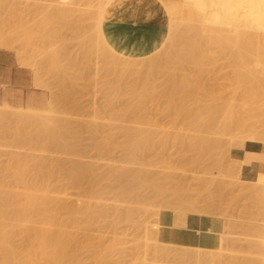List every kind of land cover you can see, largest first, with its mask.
<instances>
[{
  "label": "rangeland",
  "instance_id": "obj_1",
  "mask_svg": "<svg viewBox=\"0 0 264 264\" xmlns=\"http://www.w3.org/2000/svg\"><path fill=\"white\" fill-rule=\"evenodd\" d=\"M221 1H224L220 4L221 7H223V8L220 7L223 12L227 8L230 9L229 5H231V7L235 9L238 8V11L242 12L240 13L241 16L239 15L238 16L239 18H238L237 15L239 12L237 10L227 9V11L224 12V13L227 12L228 13V14L226 13L227 15H229V12H233V11L234 12L236 11V12L231 13L234 18V19L232 18L233 20L227 19V18H224L223 20L221 19V23H222L221 25L224 28L230 29L232 27V30L231 29L230 30L232 32L235 31V33H236V30L238 29L239 34H240V31H243V32L246 31L247 33L249 32L252 35H256L257 39L259 38L258 41L261 40L260 39L261 37L263 40L264 23L262 20L264 18V15L263 17H261L262 16L261 14H264V9H263L264 0H246L245 4H244V0H241V2L239 0L238 1L230 0L232 3L229 0H221ZM226 1L227 2L229 1V2L227 3ZM164 2H165L164 4H166L167 6L174 7L173 13L170 16L174 21L178 23L173 21L174 22L173 29H170L169 31L175 34V40H173L174 41L173 42L171 41L172 39H169L171 44L167 41L165 45L167 43L169 44H167L166 47L164 45L163 48H161L162 50L160 49L159 52L157 51V53L155 52L151 56L150 55L147 56L149 57V60L147 57H144L143 60L142 58L141 60L139 59L141 63L140 62L138 63V60H133L134 62L137 61L136 62L137 68L135 70L138 71V69H140L138 72H141V70L143 71L142 73L145 72L143 74L145 79L144 77L142 76L141 77L144 80L148 79V82H147V81H142L141 79L138 80L137 74L135 75L136 71L132 72L130 69L129 71L131 72L127 71L125 68L126 66L124 67L123 65L126 62L122 63L121 58H119L120 61L119 60L118 61L122 63L123 67L119 64L117 65L120 67L117 66L116 68L115 66H113L114 60L113 61L112 59L109 60V57L107 58L108 60L105 59L106 61H104V58L102 57L103 55L102 52H105V51L99 50L103 48L104 46L101 44V46L98 45L100 48H97L98 46H96L97 45L96 40H98V38L95 35L96 27L94 28V25L96 24L97 18H98L97 10H100L98 9L100 6L98 0H0V19H1L0 22L2 21L1 23L3 24V22L6 21L4 24L8 23L10 26V27L8 26L9 28L16 29L15 31L17 32V35H18V36L16 35V32L14 30L8 29V27H6L8 24H6L3 27L4 29L5 27L6 29H8V30L5 29V32H4V29L2 28V24H0L1 30L3 29L2 35H5V36L7 35L6 37L4 36L3 37L5 39L8 38L12 42H14L13 40L16 39V37L18 38V40H19V37L20 38L23 37L22 38L23 40L20 39L22 40V42L19 40L20 42L17 43L16 42L17 39L15 40L14 43H17V44H15L13 48H8V49L0 48V53H7L10 55H13L17 66L19 67V69L23 71L25 81H26L24 84L25 86L24 91L10 92L9 91L10 88L8 86L3 85L0 87V110H2V113H4V116H5L3 118H0V120L2 119V121L6 122V123L2 121L0 122V191L2 190L4 191L8 189L10 191L17 190L19 192H22L23 190H25L23 189L24 186H22V184H20L17 180H15L16 175H17L16 173H19L20 168H21L20 169L21 171H24L23 168H25L26 173L29 172L28 175H30V177L33 178L32 180H36V179L38 180L41 177H43V175L49 176V174L55 170V172H53L51 176H49L50 179L49 178H48L49 180L47 179V183H46L47 185L45 186V189L49 191L50 194L49 193L48 194L51 197L53 196L54 199L56 198L57 200L58 199L61 200V202L64 204H68L71 206L73 205L74 208L76 207L75 209H80V207L82 208L85 205H87L91 207V211L93 212L92 221L87 220L86 216H84L83 213H81L82 215L76 214V215H71V216L68 215L67 213H63L62 218L66 221L65 226L60 227V226L55 225V226L50 227L54 231L60 230V231L70 234L71 239L69 237V240L71 243H73V241L80 243L79 247L82 249H80L79 252L75 248L74 250H77V252L72 250L71 247L73 248V246L71 247L69 246V250L71 251V253L75 252V254L73 253L71 254L70 251L67 250L69 252V253L67 252L69 255L77 256L79 260L77 261V264H79L78 262L80 261L82 262V264H98L99 262H100L99 264H103V263L104 264H193V263L183 262V259L180 256L181 249L185 247L166 245L158 241V238H157V231L159 229L158 216L163 211H170L172 213H175L179 217H183V218L188 215L199 213L197 215L212 216V217L225 220L226 227H225L224 235L220 237L219 247L215 250H206V251H213L221 255L222 258L220 256L219 258L220 261L217 260V262L218 261L220 262V263L218 262L219 264H221L222 263L221 261H224V260L227 263L228 262L232 263L233 261L232 259H237L238 261L246 260V263L248 264L251 261L248 262L247 258H250L252 260L251 264H253V261H256V260L260 261L262 260V258H264V255H263L264 254L263 253L264 244L262 243L264 236H261V235H264V232L262 231V229L264 230V223H262L264 222V217H263L264 216V199L262 198V196H264V193H263L264 185L262 187V184H264V179L259 181L260 183L262 182L261 184L259 182L256 184H249V183L241 182L239 179V174H238L240 170L239 164H237L238 160L235 157H232L230 155L229 145L231 141L234 139L246 140V141H249V143L264 142V139L261 136L257 135L256 130L252 127H247L248 129L245 128L246 131L245 132L242 131L244 132V134L240 130L235 129L234 131L232 130L231 132H228L227 134L224 133V136H222L223 134L218 135L219 132L217 134V131L216 132L214 131V130H217V128H214V127L212 128L209 127L207 134L200 133L197 130H193V131L188 130V129L186 130L184 126H181L182 123L179 119L176 120L173 118L174 119L173 120L172 117L169 118L168 115H166L167 111H169L168 107H170L173 104V102L170 101L167 97L166 98L162 97L163 96L162 93L164 92L163 88L166 82V80L164 79H167V78L169 79L170 75L174 76L173 74L176 73L175 72L176 69L181 64L180 62H182L179 60H182L184 54L187 52L185 51L186 49L183 51L184 49L183 46L188 45L187 46V50H188L190 49L191 44L195 42V40H197V43H198V39H199L198 35L201 32H204L203 31L204 29L202 31L199 29L200 27L199 22H201V20L199 21L198 17L195 18V16L189 14L187 10L184 8V5H183L184 0H165ZM222 11L221 13H223ZM243 13H244V16H247V17H244L242 15ZM226 14L224 15V17L226 16ZM234 14H237V15L234 16ZM242 16H243V19L244 18L246 19L242 20ZM259 17H261L260 19L262 23L259 20ZM235 18L240 19V23L238 22L239 20L236 21ZM193 19L195 20V22ZM196 20H198L199 22L197 21L198 22L197 23ZM241 20L243 22L246 20L247 22L246 25L248 26V28L247 26L244 25L245 23L244 24L243 22L241 23ZM225 21H227L228 23ZM231 21L233 23L232 26H231ZM257 21L260 24H262L263 27ZM182 22L183 23L186 22V25H187L186 26L184 24L182 29L184 28L187 29L188 26L190 27V24H193L194 25L193 28H195V25H197L199 27L198 28L196 27V29L200 30V31H196L197 33L198 32L200 33L196 34L198 38L195 36L196 39L194 40V42L191 41L193 43L187 42V39H185L190 36L189 32H188L189 36L187 35L186 37L184 35L185 38L182 37L183 39L181 40L186 43L185 44L183 43L182 44L183 46L180 45L182 43L181 40H180L181 42L180 44L175 42L177 40V37H179L177 40V42H179V39L181 38L180 36H182L180 35V31H181L180 27H177L180 30L178 33V35L180 36L176 34L175 31L178 30L176 28V25L179 24L180 26ZM200 24L202 28L203 23L201 22ZM236 25L238 27L239 26L240 27L242 26V27L241 28L237 27V29L233 30L236 27ZM259 25L262 27V30ZM174 26L176 29L173 32ZM257 26L259 28H257ZM19 27H20V30H19ZM206 27L207 26H205L204 28ZM242 28H245V29H242ZM256 29L257 31H254ZM193 30L195 31V29ZM20 31H22L23 33L22 32L21 34L18 33ZM8 32L10 35L5 34ZM29 32L30 34H28ZM23 34L25 35L23 36ZM173 34H171V36ZM183 34H185L184 31H183ZM193 34H191V36ZM239 34L237 33L236 35L238 36ZM11 36L13 37L15 36L14 39ZM193 38L194 37H192L191 39L189 38V40H193ZM90 39H93L96 44L95 45L96 47L94 46V48H96L95 51L94 49H92L93 51L91 50L93 46L90 45L89 47H87L86 45L87 42L85 41L88 40L89 42ZM236 40L237 41H235V43L240 42L237 44L242 45L241 41H238V39ZM23 42L25 43V45H27V49L29 48L27 53H26L27 51L26 48L25 50L22 49L24 45L21 44L22 45L21 47V45L19 44ZM172 42L174 45L176 43V45L174 46ZM260 42L264 43V41H260ZM84 43L86 47L85 45L83 46ZM89 44H91V41ZM241 45L240 46L235 45V47H237L236 50H238V51L236 50L235 51L236 53L237 52L241 53V52H245L244 49L245 50L247 49L245 53L248 55L243 53V55L245 54V57L242 55V53L241 54L239 53L240 55L243 56V59L245 61L244 60L242 61L240 58L241 62H239V59H237V57L239 58V56H235L234 58H236V60L238 61H236L235 59H232L231 62L229 63L230 57L228 56V54L230 55L231 52H233L234 48H232V50L229 51V48L231 47L229 46L228 48V46L226 45H224L221 49L219 48L212 49L213 47L205 48V51L206 49L207 51L208 49H210V51H208L210 52V54L206 53L207 56L205 55L206 57H208L209 55V57L206 59L205 57L200 56L197 59L198 62L200 59L202 61L203 59L204 61H206V64H204V62L202 63L204 64L203 66L204 69L208 67L207 65L209 64L210 67H208L207 70L205 69L203 71L207 73L209 69L211 70L210 75H209L211 82L209 81V84H211L210 86H213V87L216 86L214 87L215 91H218L220 88L219 91L221 93L222 91L221 89H223L222 93H223L224 99H222L221 97V99L223 100L221 101L226 102L230 99L232 100L236 98V100H239L238 103H240L239 104L240 107L246 103L245 101H244L245 103H243V99L244 97L246 98L247 95L245 96L244 94H242L241 96L240 94H238V96H236L234 92L235 89L233 87H236V82L234 79H236L235 77H237V75L235 76L236 74L235 67L239 65V67L241 68L246 63V61H248L245 64L246 66L244 65L243 67L246 68L248 66L246 68L248 69V71H250L251 69L249 74L255 73V71H253L252 68H258L257 62L258 64L259 62H261L260 60L257 61V59H261V60L263 59L261 55H256V51H257V49H255L256 47H254L255 49L254 50L252 47L248 45H244L246 48L242 47ZM177 47L179 48L180 52L178 51ZM89 48L91 50L90 51L91 54H89L90 53L88 50ZM166 48H168V51ZM169 48L172 50L173 54L177 53V55H173V56H178L182 52H184V54L182 53L183 55L181 54L182 56H179V58L182 57L180 59L178 58L179 60L175 57V59L179 61L180 63L179 65H176L177 62L173 64L171 63L173 62L174 59L169 58L171 54L166 53V52H170ZM240 48H242V51H240L241 50ZM174 50H176L177 52L176 51L174 52ZM249 50L250 51L252 50V52L253 53L255 52V54L253 53L251 54ZM222 51L226 52V53L224 52V54L227 57L225 56V58H223L224 54ZM248 51L251 55H254L252 56L253 58L249 57L250 55ZM164 52L166 53V56ZM19 53H23L24 55L23 54L18 55ZM100 53L102 55H100ZM162 53L165 56V60L168 59L169 61L171 60V62L168 63L167 61L165 63L164 56L162 55ZM156 55H159L161 57V61H160V57L158 58L159 59L158 60ZM234 55L236 54L234 53ZM17 56L23 57L21 59L29 63L28 64L29 67L27 66V64H25V62L23 64L22 60L19 59ZM57 56L58 57L61 56L59 57L60 59ZM167 56L168 58H166ZM155 57H156V61L153 62L154 65L150 66L152 64L151 63L152 60H155ZM116 58L118 59V57ZM116 58L115 60H117ZM227 58L229 59L227 60ZM254 58H257V59L255 60ZM183 59H186V58L184 57ZM208 59L210 60L208 61ZM54 60H56L54 62L55 64L53 63ZM147 60L149 61V63ZM157 60L159 61V64L161 62V63L166 64V66H169V67H171V64H172V66H174L173 69L175 70L173 71V74L168 73V71L165 70L168 67L166 66L164 68L160 67V66H164V64L160 65L158 68L159 70H158L156 66ZM201 60L199 63H201ZM233 60L235 62H233ZM103 61L106 63L107 67H105V64ZM107 61L109 62L107 63ZM111 61L113 64H111ZM125 61L127 60L125 59ZM130 61L131 63H129ZM130 61H128V63L133 65L134 62L132 60ZM145 61L147 63H144ZM107 64H109V66ZM260 64L262 68H264V64L263 63H260ZM260 64H259V68L257 69L256 73H258V70L261 71ZM25 65L27 68L25 67ZM103 65L105 68L111 67V69L109 68L105 69L103 68ZM131 66H128V67H131ZM122 68H125V70L128 72L127 74L128 77L125 76L127 77L125 79H128V78L129 79L126 80L125 83H127L128 81L129 82L131 81L130 74L132 73H134V75L136 76V77L131 76L133 77L132 80L133 82L134 80L136 82L138 81L137 83H139V81L149 83L150 82L149 80L150 72L149 71L152 70L153 68L158 70V72L157 71H156L157 73L151 72L152 75L158 74V73H161V74H159L160 76L159 78L156 77L157 79L155 77L151 78V79L155 78V80L153 81L151 80V82L149 83V84L152 83L154 85L153 87H150V86H149L150 88L147 87L151 90L150 91L149 89H146V87H143L147 83L146 84L143 83V86H142V83L141 85L139 84L142 87V89L140 88V86H138V84H133V83L131 84L128 82V84L124 85L123 83L124 76L123 77L121 76L124 74L126 75V73L125 71L121 70ZM112 69L115 71H113ZM185 69L189 70L190 68H185ZM200 69H202V67H200ZM246 69L244 70L241 69L242 73L248 74L247 73L248 71H246ZM106 70H110V71L108 72ZM167 70H171V69H167ZM116 71L117 73L121 71L123 72V73L121 72L117 74L118 79H116L117 78V75L115 74ZM166 72L168 73V76L166 75L167 74ZM184 72L187 73L188 71H184ZM62 73H63V77H62ZM195 73L197 72L192 71L191 73L190 72L187 73L188 75L189 74L192 75V77H190L192 81H195L193 80V77L194 79L195 78L199 79L197 75L195 77ZM163 75H166L167 78H165L166 76H163ZM175 76H176L175 78L179 79L177 75ZM119 79H121L122 81ZM162 83L163 85H161ZM132 85L133 86L137 85V88L136 86L133 87ZM151 88L155 89L156 92L155 90L154 92H152L153 90ZM216 88L218 89L216 90ZM128 89L130 92L132 91V89H134V92L133 93L131 92L129 94V91H127ZM142 90H144L145 94L151 92L149 93L151 95L148 94L149 97H146L145 98L146 100L144 99L145 102L142 99L143 97H145V95L142 93ZM137 92L138 93L140 92L139 95ZM131 94L132 95L135 94L133 97H135L136 94L140 96L139 102L142 99V102L144 103L143 104L141 102L140 103L138 102L139 104L136 103V101L138 100V99L137 100L135 99L136 97L134 98L135 99L134 100L135 103H134L132 99L133 97H131ZM140 94L143 95V97H141ZM160 94L161 96L159 97ZM259 95H260L259 96L260 103H262L263 101L261 100L264 98V92H262L261 94L259 93ZM255 97H256L255 99L258 100L257 96ZM225 98H227V100ZM167 101L171 102L170 103L171 105ZM201 102L202 101L198 103L200 105L197 104L198 107L199 106L201 107L202 105H204L203 104L204 101L202 103ZM253 103H254V100H253ZM131 104L132 105L134 104L133 107L135 108L138 105L139 108L137 109L140 110L141 112L140 116L143 119L135 118L134 120V119H131V116L123 115L125 114V112H130V111L133 112L134 108L132 107ZM250 104L251 103H248L247 105L246 103L242 107H247V106L250 107ZM140 105L142 108H140ZM129 106H131L130 109H129ZM253 106H256V104ZM259 109L261 110V107L260 108L258 107V110ZM165 110H166V113H165ZM245 110H248V108H246ZM17 114H25V115L30 116V118L34 117L35 119L36 117H38V119H41L39 123L41 124L46 123V125L49 126L48 127L49 129L51 127L52 129H54L59 126L58 128H61L64 133V138H65L64 143L66 141L65 144L67 145L71 144V145H68L67 149L65 148V150H63V148L60 147L61 149L60 150L59 146L54 145L53 143H51L52 141L50 140H45L46 142L43 141V142L37 143V135H38L37 130L40 126V124L36 122L38 119L32 120L31 122L33 123L34 121L35 123L31 125V122H29L30 123L29 125L28 122L23 123L22 120H16L15 115ZM257 114H258V111H257ZM144 117L146 119H144ZM142 120H143V123H141ZM145 120L146 121L148 120L147 123H145ZM36 123L38 125L37 128H36ZM25 124H27V126ZM101 126L104 128H102ZM97 128L100 131L96 130ZM128 129H130L131 132L132 131L136 132V130L140 129L141 131L143 130L144 132L145 131H157L158 134L165 133V135H167L169 140L168 142H164V144L167 143L165 147L163 144H162L163 146L161 145L163 148L160 145H158L161 148L154 150V152L152 151V152H149L148 154L139 153V155L137 154V156L135 155L134 157L132 156L129 157L127 152L125 151L126 149H124L125 142L127 141V136L125 135L124 131L130 132V130ZM161 136L162 134L158 135L160 139L156 137L158 141L163 140L161 139L162 138ZM198 136H205L210 140V142L212 143V149L210 152L211 154L214 153V150L215 151L218 150L217 151L218 155H215L217 153L215 152L214 155H210L209 157H207L203 161L204 163L201 164L202 167L199 166L200 168L195 167V165L192 164V160L197 158V156L195 157V153H194L195 151L193 152L192 148L189 146L190 145L189 142L194 143L192 139ZM176 138H180L181 140H183L182 141L183 145H179L176 142ZM184 141L185 142L187 141L188 143L186 142L187 144L186 143L184 144ZM160 142L163 143V141H160ZM55 146H57V148ZM68 148L70 149L68 150ZM235 160L237 161V163L235 162ZM190 161L191 163H189ZM218 162H219V165L217 166H220V163L222 162L221 163L222 167H220L221 169L219 170L216 169L217 167H215L216 164H218ZM74 163L75 164L79 163L78 165H80L81 167L83 165L84 167L83 169H85L86 167L85 169L86 178L84 177L81 183L77 185L74 184L71 181V179H69L71 178L70 170H72L70 168L73 167ZM57 165H58L59 173L57 169L54 167V166L57 167ZM60 166L61 167L63 166V167L61 168ZM124 171H125V174L123 175ZM141 171L143 173H146L144 175L148 176L149 174L150 177H146L147 180H149V178L151 181H153V179L158 180V181L155 180L156 182L154 181L153 182L154 183L158 182L157 184L161 185V189L164 190L161 196H156L154 189H152L153 191L150 190L152 188L150 186L153 183L151 181H150L151 183L149 182V184L151 185H148L149 186L148 188H146L147 185L145 187H143L144 186L143 185L142 189L140 186L136 188V191L138 189H140V191L138 190L139 193L138 191L137 192L133 191L134 193L136 192L134 196H133L134 194L133 192L131 193L132 195L130 194V196L126 195L127 197L123 195V190L126 189L124 187H128V188L129 187L131 188V186L132 188L135 187V184L133 183L134 182L133 179L138 174V172L139 174H143ZM117 173H120V174H117ZM67 174H70V175H67ZM124 176L126 177L124 178ZM177 182L178 183L180 182L184 186L185 185L188 186L187 187L188 190L183 194V197L182 196L177 197V196H174V193H171L173 191L171 188V185H173L172 183L178 184ZM89 184H93L91 185V188H89L90 186L88 187ZM219 185L223 187L221 188ZM93 186H94V189L92 191ZM168 186L171 188V191ZM204 186H205V189H204ZM166 188L167 189L169 188L168 191L170 192H168ZM143 189H145V191ZM132 190H135V188ZM217 190L220 193L221 192L222 193L220 194ZM261 190H263V192ZM261 192L263 194H261ZM140 193L143 194V198H142V194ZM164 195H165V198L163 200ZM211 195L213 197V200H216V201H213L212 199H210L212 198ZM138 196H141V198ZM214 196L216 197V199L214 198ZM135 198L139 202H137ZM178 198H180V200L181 198H183L182 199L183 201H178L177 200ZM140 199H143V200H140ZM145 199H147V201H145ZM165 199L169 201V202L166 201V203L168 202L167 207L169 204V207L172 210L169 207H168L169 209L165 207V204H166ZM186 199H191L193 202L197 203V206H196L197 209L195 208V210H198L199 212L192 213L191 210L192 211H195V210L192 208L189 209L187 205H184V203L187 202ZM257 199H259V202ZM20 200H22V198ZM172 201H173L172 204L174 205L170 204V202ZM209 201L211 204L209 203ZM214 202L216 203L213 206L212 204ZM259 204L262 207L259 206ZM215 206L216 208H214ZM92 207H94V209ZM181 207L183 208L181 209ZM251 207L253 210V217H251ZM173 208L174 209L180 208L179 209L180 212L177 211L178 209L174 210ZM209 208L212 209V211ZM181 211H185V212H181ZM258 211H260L261 213ZM129 213H131L132 216L126 217V214L130 215ZM129 218L132 220H129ZM194 219L197 220L198 218L196 217ZM256 222H259L260 224L256 225L255 224ZM0 224L5 226V228L8 231L15 230L17 236L13 238L14 241H13L12 246L14 245L13 248L17 250L16 251L17 257H19L18 254H21V251H24L23 247H28L29 249V250L25 249L28 251V252L25 251V253L28 254V256L25 254L27 258L29 256L34 257L35 254L32 252L33 250H31L30 247L35 246V244L38 243L39 240H36L35 238V241H33L34 237H30V238H33V240L31 241V239L28 238V240H30L28 242V240H26L27 238L26 237L24 238L21 235V231L24 229H28L31 231L36 230L41 226L40 224L34 223L33 221L18 220L12 216L4 220L0 219ZM247 227H250V229ZM255 228L257 229V231L255 230ZM259 231L262 232L261 235L256 234V232H259ZM249 233L251 236L248 235ZM253 234L256 235L257 237H255ZM38 238L39 237H37V239ZM67 238H64V239H67ZM34 242L36 243L34 244ZM67 243H69V241ZM77 243H75L74 247H76V245L78 247L79 244ZM31 244H34V245L29 247V245ZM109 247L111 250L108 249ZM13 248H12L13 250L12 254L15 252ZM39 251H40V254L45 255V253H41L43 250H39ZM7 252L8 251H6V254ZM48 252L46 250V255L49 256L50 254V258H51L52 251L50 253ZM67 253H65L66 256L68 255ZM0 254H1V251H0ZM9 254H7L8 257L12 256L11 254L10 255ZM59 254H62V253L60 252ZM21 255H23V253ZM54 255L55 254L53 253L52 258H51L52 260L57 258V254H56L55 258L53 259ZM62 255L64 256V254ZM2 256L4 255L2 254L0 255L1 261L2 259L5 258L4 257L1 259ZM16 256H15V259H13L14 257H12L13 262L14 260L16 261V258H17ZM76 256H74L75 259L71 257L72 260L76 261ZM20 257L17 258L18 259L16 262L17 264H18V261H19V264L22 262ZM26 257L25 259H27ZM33 257H32L33 260H31L33 262L30 261L31 257H29L28 258L29 260L27 259L26 261L31 262V264H46L44 262L45 256L42 255L44 260L42 257L40 258L39 256H37V258L39 257V259H42L43 261H40V260L35 261L34 259L36 257L34 258ZM223 257H224V260H223ZM62 258L60 257V259H57V261L59 260L62 263V261L67 259L65 257L64 260H61ZM51 259H49V262L51 261V264H54V261H56V259L54 261H52ZM96 259H97V263L95 262ZM6 260L1 262L0 264H3L4 262H6ZM228 260H232V261H228ZM237 260H235L236 263L235 261L233 262L235 264L242 263V262L239 263ZM47 261L48 260H46V262ZM57 261L55 262V264L60 263L59 261L58 262ZM225 261L223 262L224 264H226ZM7 262H9V260ZM24 262L25 261H23L22 263ZM72 263L75 264L74 261H72ZM214 263L216 264V262ZM214 263H211V264H214Z\"/></svg>",
  "mask_w": 264,
  "mask_h": 264
},
{
  "label": "bare ground",
  "instance_id": "obj_2",
  "mask_svg": "<svg viewBox=\"0 0 264 264\" xmlns=\"http://www.w3.org/2000/svg\"><path fill=\"white\" fill-rule=\"evenodd\" d=\"M165 1V0H164ZM163 0H98V2H99V8L98 9H100V10H97L98 12H97V14H98V18H97V22H96V24L95 23H93V24H95L94 25V28L96 29V37L98 38V40H96V44H95V42H94V40L93 39H90V41H91V44H89L90 43V41L88 42V40H86L85 42H87V47H89L90 45L91 46H93V48H91V50L92 49H94V51H95V49L96 48H94V46L96 45V46H98V45H100L101 46V44L104 46H102L103 48H101V49H99V50H103V51H105V52H102V54L100 53V55H102V57L104 58V61H106V60H108L107 58L109 57V60L110 59H112V61L114 62V64L112 63V61H111V64H113V66H115L116 68H117V64H119V65H121L122 66V63L123 62H126V63H124L123 65H124V67L126 68V70L127 71H129V69L133 72V71H136V73H135V75L137 74V79L138 80H142V81H147L148 82V79H146V80H144L145 79V77H144V73H142L143 71L141 70V72H138L140 69H138V71L137 70H135L137 67H136V62H134L133 60H138V63L140 62L139 61V59L141 60V58H142V56H143V54H144V52H146L147 50H151L152 52H156L157 53V51L159 52L160 51V49L161 48H163V46L165 45V43L168 41L170 44H171V42L169 41V39H172L171 41H173V40H175V34H173L172 32H170L169 30L170 29H173V24H174V22H176V21H174L172 18H171V14L173 13V6H167L166 4H164L165 2H164ZM230 1V0H229ZM228 1V2H229ZM235 1V0H234ZM238 1V0H237ZM240 2H241V0H239ZM245 1L246 0H244V4H245ZM135 2H137V6H134L133 4H135ZM222 2H224V1H221V0H184V8L187 10V12L189 13V14H191V15H193V16H195V18L196 17H198L199 18V21L201 20V22L204 24H202V28H201V22H199L198 20H196V22L198 21L199 22V25H200V27L199 26H197V25H195V28H193L194 27V25L193 24H190V27L188 28L187 27V29H182L183 28V25L185 24L186 25V22L185 23H181V25L179 26V24L178 25H176V28L177 27H180L181 28V31L179 30V28H177L178 30H176L175 31V26H174V30H173V32L175 31L176 32V34L178 35V33H179V31H180V35H182V36H180V35H178V36H180L181 38L179 39V42H177V40H178V38L179 37H177V40L175 41L176 43H181L180 42V40L181 39H183L182 37H184L185 38V36L187 37V35L189 36V34H190V36H191V34H193V32H194V34L190 37H188V38H185V39H187V42H191V41H193L194 42V40L196 39L195 38V36H196V34H198V33H200V32H196V31H202L203 29V31L204 32H201L198 36H199V39H198V43H197V40H195V42L193 43V42H191V43H193V44H191V46H190V49H188L187 50V46L188 45H182L183 43L185 44L186 42H183L182 40V43L180 44L181 46H183V51L185 50V51H187L185 54H184V52H182L183 54H184V56H183V58L185 57L186 59H183L182 57H180V58H182V60H179L180 58H179V56H182L181 54L180 55H178V56H173V55H177V53L176 54H173V52H172V50L169 48V50H170V52H166L167 54H171V56L169 57V58H173L174 60H173V62H171V60L169 61L168 59H166L165 60V56H166V53L164 52V54H165V56H164V54L162 53V55L164 56V60H165V63L168 61V63L169 62H171L172 64L173 63H176V65H179L180 63V65L178 66V68L176 69V67H175V69H176V71L173 69L174 68V66H172V64H171V67H169V66H166V64H164V63H161L160 62V64H159V55H156V57H157V62H156V66H157V69L159 68V66L160 65H162V64H164V66H160V67H168V68H166L165 70L166 71H168V73H171V74H173V71H175L176 73H174L173 75L174 76H172V75H170V76H172V77H170L169 76V79L167 78V76H168V73L166 74V75H163V76H166L165 78H167V79H164V80H166V82H165V85H164V88H163V90H164V92L162 93L163 94V98L165 97H167L170 101H172L173 102V104L171 105L170 103L171 102H169V101H167L171 106L170 107H168L169 108V111H167V113H166V110H165V113H166V115H168V117L170 118V117H172V119L174 118V119H179L180 121H181V123H182V125L181 126H184L185 128H186V130L188 129V130H197L198 132H200V133H205V134H207V131H208V128L209 127H214V128H217V130H214L215 132L217 131V134H218V132H219V134L218 135H222V136H224V133H228V132H231L232 130L234 131L235 129H238V130H240L241 132L242 131H246L245 130V128L246 129H248L247 127H252V128H254L255 130H256V134L257 135H259V136H261L263 139H264V98L261 100V101H263L262 103H260V95H259V93L261 94L262 92H264V68H262V66H261V64L260 63H263L264 64V43H262V42H260V41H264V38H263V40H262V37L260 38L261 40L260 41H258L259 40V38L257 39V36L256 35H252V34H250L249 32V34L245 31V32H243V31H240V34H239V31H238V29H237V25H236V27L233 29V30H235V29H237L236 30V33H235V31L234 32H232L231 30H232V27L230 28V29H227V28H224L221 24V19L223 20L224 18H227V19H232L233 18V15L231 14V13H233V12H229V15H227L226 13H224L225 11H227V9L223 12L222 10H221V8H223V7H221V3ZM227 2V1H226ZM225 2V3H226ZM227 2V3H228ZM231 2V1H230ZM243 2V1H242ZM255 2V1H254ZM232 3V2H231ZM251 3V2H250ZM238 4H240V3H238ZM128 6H131L132 8V12L136 15V14H138V17H139V19L138 20H140V21H144V19H143V16L145 15V14H147V13H149V16H150V19H146L145 21H147V22H149V23H151V24H153V25H155V26H160L161 28L164 26V25H166L169 29H168V32H167V34H166V37L165 38H159L158 36H157V29H151V30H146V31H148L147 33H144V32H141V31H139V30H137V29H131V28H126L125 30H124V32H123V30L121 31V34L120 35H117V38H116V36L114 35V32L116 31V30H120V28L121 27H119L118 25H114V24H111V21H113V20H115L116 18H117V15H118V13H119V11H121V9L123 8V7H128ZM230 6V7H229ZM228 7L230 8V9H228V10H231V9H233V10H237L238 11V8L237 9H235V8H232L231 7V5H229ZM232 6H233V4H232ZM241 6H243V5H241ZM249 6H250V4H249ZM221 7V8H220ZM240 7V6H239ZM184 8H182V9H184ZM242 8H244V7H242ZM261 8H262V6H261ZM259 9V8H258ZM264 9V8H263ZM241 10V9H240ZM244 10V9H243ZM221 11L224 13V15L226 14V16L224 17V15H223V13H221ZM259 11V10H258ZM236 12V11H235ZM234 12V13H235ZM239 12V11H238ZM237 12V13H238ZM244 12V11H243ZM162 13L165 15V19L164 20H162V18H161V15H162ZM240 13H242L241 11L238 13V15L237 14H234V16L235 15H237V17L240 15ZM257 13V12H256ZM263 13V12H262ZM232 15V16H231ZM243 16H244V13L242 14ZM258 15V14H257ZM256 15V16H257ZM262 16L261 17H263V15L264 14H261ZM148 16V17H149ZM183 16V15H182ZM192 16V17H193ZM231 16V17H230ZM241 16V15H240ZM243 16H242V20H244V19H246V18H244L243 19ZM132 17V16H131ZM244 17H247V16H244ZM258 17V16H257ZM261 17H259V20L261 21ZM123 18L124 19H126V20H134V19H129V14H127L126 16H123ZM197 18V19H198ZM239 18V17H238ZM238 18H235L236 19V21L237 20H239L238 22L240 23V19H238ZM226 19V20H227ZM234 19V18H233ZM232 19V20H233ZM247 19H249V18H247ZM258 19V18H257ZM1 20V19H0ZM194 20V19H193ZM241 20V23L243 22ZM249 20H251V19H249ZM258 20V21H259ZM4 21V20H3ZM144 21V22H145ZM174 21V22H173ZM255 21V20H254ZM257 21V22H258ZM263 23H264V18H263ZM262 21H261V23H262ZM2 22V21H1ZM0 22V24H2ZM6 21H4L3 22V24H2V28L6 25V24H8V23H6V24H4ZM180 22V21H179ZM194 22H195V20H194ZM197 22V23H198ZM225 22H227V21H225ZM229 22H230V20H229ZM176 23H178V22H176ZM175 23V24H176ZM196 23V24H197ZM228 23V22H227ZM235 23V22H234ZM245 23V24H244ZM248 23H249V21H248ZM252 23H253V21H252ZM259 23V22H258ZM232 21H231V26H232ZM243 24L245 25V26H247L246 24H247V22H246V20L243 22ZM255 24V23H254ZM257 24V23H256ZM260 24V23H259ZM189 25V24H188ZM242 25V24H241ZM261 26H262V24H260ZM259 25V26H260ZM9 26V24L6 26V27H8ZM23 26V25H22ZM187 26V25H186ZM192 26V27H191ZM205 26H207L206 28H204ZM230 26V25H229ZM260 26V27H261ZM6 27H5V29H6ZM10 27V26H9ZM8 27V29H11V28H9ZM11 27H12V25H11ZM14 27V26H13ZM21 27V26H20ZM20 27H19V30H20ZM93 27V26H92ZM196 27L198 28L199 27V29L200 30H197L196 29ZM242 27V26H241ZM240 26L238 27V28H241ZM254 27H255V25H254ZM263 27V26H262ZM262 27H261V30H262ZM17 28V27H16ZM94 28H92V29H94ZM142 28H144V27H142ZM247 28H248V26H247ZM257 28H259L258 26H257ZM4 29V28H3ZM3 29L1 30V28H0V48H2V49H8V48H13L14 47V45L15 44H17L18 42H22V38H20L19 37V40L20 39H22V40H18V38L16 37V39L18 40H16V39H14V37L13 36H11L14 40V42H15V40H16V42L17 43H14V42H12V41H10L8 38L7 39H5L4 37H6L5 35H2V31H3ZM5 29H4V32H5ZM8 29H6V30H8ZM23 29V28H22ZM193 29H195V31L193 30ZM205 29H207V30H205ZM242 29H245V28H242ZM242 29H240V30H242ZM11 30H16V29H11ZM190 30H191V32H190ZM193 30V31H192ZM247 30V29H246ZM249 30H251V29H249ZM259 30V29H258ZM27 31V30H26ZM178 31V32H177ZM183 31L185 32V34H183ZM187 31V32H186ZM206 31V32H205ZM238 31V32H237ZM254 31H257V29L256 30H254ZM3 32V33H4ZM11 32H13V31H11ZM16 32V31H15ZM21 32L22 31H20V32H18V33H20L21 34ZM188 32H189V34H188ZM196 32V33H195ZM241 32H242V34H241ZM261 32H263V31H261ZM23 33V32H22ZM123 33V34H122ZM126 33V34H125ZM187 33V34H186ZM239 34L238 36L236 35V34ZM5 34H8V35H10L9 34V32L8 33H5ZM28 34H30V32L28 33ZM27 34V35H28ZM171 34H173L172 36H171ZM259 34V33H258ZM257 34V35H258ZM16 35H17V32H16ZM25 34H23V36H24ZM176 35V36H177ZM185 35V36H184ZM260 35V34H259ZM263 35V34H262ZM4 36V37H3ZM18 36V35H17ZM198 36H196L197 38H198ZM242 36V37H241ZM54 37V36H53ZM146 37H147V39H149L150 41H149V43H146ZM170 37H172V38H170ZM173 37H174V39H173ZM192 37H194L193 38V40H189V38L191 39ZM259 37V36H258ZM11 38V39H12ZM27 38V37H26ZM116 38V39H115ZM236 39H238V41H241V43H242V47H244V48H246L244 45H248V46H250V47H252L253 49H254V47H256L255 49H257V51H256V55H261L262 57H263V59L261 60V59H257V58H254L255 60L257 59V61L258 60H260L261 62H259V64H260V69H261V71H259L258 70V73H256L257 72V69L259 68V64H258V62H257V65H258V68H252L253 69V71H255V73H250L249 74V72L251 71V69H250V67H249V69H250V71H248V69H246V68H244L243 66L248 62V61H246V63L240 68L239 67V65H237L235 68H236V74H235V76L237 75V77H235L236 79H234L235 80V82H236V87H233L234 89H235V94H236V96H238V94H240L241 96H242V94H244L245 96L247 95V97L245 98L244 97V95H243V97H244V99H243V103H247V105H248V103H251L250 104V107L249 106H247V107H242V106H244L245 104H243L241 107H240V103H238L239 102V100H236V98L235 99H230V100H228V101H224V102H222L223 100L222 99H224L223 98V89H221L222 91H221V93H220V88H219V92L218 91H215L214 90V87H216V86H210L211 84H209V81L211 82V79L209 78L210 76V69L207 71V73L205 72V71H203V70H207V68L208 67H210L209 66V64L207 65L208 67H206L205 69H204V64H206V61H204V59H203V61L201 60V63H199L200 62V60H199V62H198V58L201 56V57H205L206 59L209 57V55H208V57H206L207 56V54L206 53H209L210 54V52H208V51H210V49H208V51H207V49H206V51H205V48H212V49H217V48H219V49H221L224 45H226V46H228V48H229V46L231 47V48H229V51L230 50H232V48H234L233 49V52H231V54L230 55H232V56H230L229 54H228V56L230 57V59L229 58H227V60L229 59L230 61H229V63L231 62V60L232 59H235L236 60V58H234L235 56H239V58L237 57V59H239V62H241V60L243 61L244 59H243V56L245 57V52H246V50L244 49V51L245 52H241L242 53V55H243V53H245L243 56L242 55H240L238 52L236 53V51H238V50H236V48L237 47H235V45H237V46H240L239 44H237V43H240V42H236L235 43V41H237ZM240 39V40H239ZM94 42V44H93V42ZM100 43H99V42ZM117 41H121V42H117ZM148 41V40H147ZM25 42V41H24ZM19 43L20 45L22 44V45H24V47L22 48L23 50H25V48L27 49V45H25V43ZM174 42V41H173ZM173 42H172V44H173ZM14 43V44H13ZM99 43V44H98ZM169 43H167V44H169ZM176 43H175V45H176ZM197 43V44H196ZM30 44V43H29ZM89 44V45H88ZM93 44V45H92ZM130 45V44H136L137 46V50H136V52L135 53H127L126 51H124L123 50V48H122V46L121 45ZM166 44V45H167ZM178 44V45H179ZM235 44V45H234ZM22 45H21V47H22ZM85 45V43L83 44V46ZM86 45H85V47H86ZM166 45H165V47H166ZM174 45V44H173ZM174 45V46H175ZM177 45V46H178ZM234 45V46H233ZM26 46V47H25ZM95 46V47H96ZM172 46V45H171ZM173 46V47H174ZM233 46V47H232ZM247 46V47H248ZM16 47V46H15ZM20 47V46H19ZM30 47V46H29ZM168 47V46H167ZM249 47V48H250ZM90 48L88 49L89 50V52L91 51L90 50ZM97 48H100L99 46L97 47ZM227 48V49H228ZM251 48V49H252ZM258 48H259V50H258ZM29 49V48H28ZM28 49H27V51H26V53L28 52ZM87 49V48H86ZM167 49V51H168V48H166ZM177 49H178V51H179V48L177 47ZM204 49V50H203ZM211 49V50H212ZM241 50L240 51H242V48H240ZM252 49V50H253ZM254 49V50H255ZM82 50V49H81ZM145 50V51H144ZM162 50V49H161ZM181 50V49H180ZM222 50H224V49H222ZM236 50V51H235ZM252 50L250 51L251 52V54L253 53L252 52ZM93 51V50H92ZM144 51V52H143ZM150 51V52H151ZM176 50H174V52H175ZM227 51V50H226ZM228 51V52H229ZM249 51H248V53H249ZM86 52H88V51H86ZM96 52H98V51H96ZM100 52V51H99ZM177 52V51H176ZM180 52V51H179ZM179 52H178V54H179ZM223 52V51H222ZM225 52V51H224ZM224 52H223V54H224ZM227 52V53H228ZM257 52H258V54H257ZM23 53H24V51H23ZM23 53H19L18 55H20V54H23ZM25 53V54H26ZM85 53V52H84ZM226 53V52H225ZM234 53L236 54V55H234ZM89 54H91V52L89 53ZM104 54H106L107 55V57H106V55H104ZM222 54V53H221ZM250 53H249V57H252V56H254V55H251ZM253 54H255V52L253 53ZM24 55V54H23ZM86 55H87V53H86ZM206 55V56H205ZM246 55H248V54H246ZM36 56V55H35ZM105 56V57H104ZM151 56V55H150ZM169 56V55H168ZM168 56L166 57V58H168ZM173 56V57H172ZM224 56V57H223ZM222 57L223 58H225V54L223 55ZM260 56V57H261ZM18 57V56H17ZM25 57V56H24ZM58 57V56H57ZM59 57H61V56H59ZM58 57V58H59ZM81 57H83V56H81ZM101 57V58H102ZM116 57H118V59L116 58ZM156 57H155V60H152V64L150 65V66H152V65H154L153 64V62L154 61H156ZM175 57L179 60V61H182V62H180L179 63V61L177 60V59H175ZM227 57V56H226ZM232 57V58H231ZM257 57V56H256ZM259 57V58H260ZM19 59H21V58H23V57H18ZM52 58V57H51ZM115 58L117 59V60H115ZM119 58H121V62H119L120 60H119ZM122 58H124V59H122ZM148 58V60H149V57H147ZM218 58V57H217ZM240 58H241V60H240ZM247 58V57H246ZM253 58V57H252ZM18 59V60H19ZM55 59V58H54ZM60 59V58H59ZM106 59V60H105ZM125 59L127 60V61H125ZM144 58H142V60H143ZM151 59H152V57H151ZM150 59V60H151ZM154 59V58H153ZM22 60V59H21ZM103 60V59H102ZM119 60V61H118ZM122 60H124V61H122ZM130 60H132L134 63H133V65L132 64H129V63H131V61ZM147 60V61H148ZM177 60V61H176ZM187 60H189V61H187ZM210 59H208V61H209ZM248 60V59H247ZM251 60V59H250ZM52 61V60H51ZM50 61V62H51ZM56 60H54L53 61V63L55 62ZM58 61V60H57ZM103 61V62H104ZM128 61H130L129 63H128ZM160 61H161V57H160ZM236 61H238V60H236ZM245 61V60H244ZM252 61H253V59H252ZM22 62H23V64H24V62L25 61H23L22 60ZM109 61H107V63H108ZM116 62V63H115ZM162 62H164V61H162ZM204 62V64H202ZM233 62H235L234 60H233ZM121 63V64H120ZM141 63V62H140ZM144 63H147L146 61L144 62ZM148 63H149V61H148ZM209 63V62H208ZM25 64H27V66H28V64L29 63H27V62H25ZM55 64V63H54ZM104 64H105V67H107L106 66V63L104 62ZM202 64V65H201ZM227 64V63H226ZM225 64V65H226ZM255 64H256V62H255ZM262 64V65H263ZM20 65H22V64H20ZM51 65V64H50ZM56 65H57V63H56ZM108 66H109V64H107ZM132 65V66H131ZM138 65H140V64H138ZM145 65V64H144ZM167 65H169V64H167ZM248 65V64H247ZM31 66V65H30ZM53 66H55V65H53ZM128 66H131V67H128ZM133 66H135V67H133ZM146 66V65H145ZM148 66H149V64H148ZM155 66V67H156ZM241 66V65H240ZM246 66V65H245ZM252 66H253V64H252ZM25 67H26V65H25ZM29 67V66H28ZM104 67V65H103V68H105ZM118 67H120V66H118ZM123 67V66H122ZM127 67H128V69H127ZM141 67V66H140ZM139 67V68H140ZM200 67H202V69H200ZM255 67V66H254ZM257 67V66H256ZM27 68V67H26ZM109 68V67H108ZM108 68H105V69H108ZM125 68H122L121 70H123V71H125V73H126V75L124 74V75H120L121 77H123L124 76V85H126V84H128V82L127 83H125V81L126 80H128V79H125V78H127L128 76H127V74H128V72L125 70ZM134 69V70H132V69ZM162 68V69H163ZM185 68H190L189 70L187 69H185ZM213 68V67H212ZM229 68V67H228ZM109 69H111V67L109 68ZM152 69V68H151ZM167 69H171V70H167ZM185 69V70H184ZM241 69H246V71H248L247 73L248 74H244V73H242V71H241ZM256 69V70H255ZM263 69V70H262ZM113 70V69H112ZM153 70V71H152ZM152 70H150L149 72V74H150V82H151V80L153 81V80H155V78L157 77V78H159L160 76H159V74H161V73H158V74H153L152 75V73H155L156 71L158 72V70H156V69H152ZM106 71H110V70H106ZM105 71V72H106ZM113 71H115V70H113ZM112 71V72H113ZM131 71H129V72H131ZM161 71V70H160ZM172 71V72H171ZM184 71H188L187 73H191L192 71L193 72H197V73H195V77H196V75H197V77L199 78V79H194V77H193V80H195V81H192L191 79H190V77H192V75H188L187 73H185ZM231 71V70H230ZM67 72V71H66ZM107 72V73H108ZM122 72V71H121ZM121 72H119V73H121ZM152 72V73H151ZM156 72V73H157ZM232 72V71H231ZM119 73H117V71H116V75L117 74H119ZM123 73V72H122ZM179 73V74H178ZM233 73V72H232ZM246 73V72H245ZM109 74V73H108ZM106 75V74H105ZM131 76H135L134 75V73H132V74H130ZM140 76V78H139V76ZM152 75V76H151ZM158 75V76H157ZM175 75H177V77H179V79L178 78H175L176 76ZM67 76V75H66ZM125 76H127V77H125ZM130 76V79H131V81L129 82V83H133V84H138V86H140L141 85V83H142V86H143V83H147V82H140L139 81V83H137L135 80H134V82H133V80H132V78L133 77H131ZM144 77V79L142 78V77ZM62 77H63V73H62ZM136 77V76H135ZM148 77V76H147ZM152 77H155L154 79H151ZM116 78V77H115ZM120 78V77H119ZM156 78V79H157ZM116 79H118V75H117V78ZM122 79V78H121ZM121 79H119V80H121ZM161 79V78H160ZM210 79V80H209ZM122 81V80H121ZM160 81V80H159ZM136 82V83H135ZM149 82V83H150ZM233 82V81H232ZM109 83H111V82H109ZM113 83V82H112ZM149 83H147L146 85H144L143 87H146V89H149L150 87H153L154 85L151 83V84H149ZM115 84V83H114ZM114 84H112V85H114ZM117 84V83H116ZM140 84V85H139ZM38 85V84H37ZM120 85V84H119ZM156 85H157V83H156ZM161 85H163V83L161 84ZM213 85V84H212ZM131 86V85H130ZM129 86V87H130ZM133 86V85H132ZM136 86V88H137V85H134L133 87H135ZM150 86V87H149ZM114 87V86H113ZM112 87V88H113ZM122 87V86H121ZM125 87V86H124ZM132 87V88H133ZM147 87H149V88H147ZM116 88V87H115ZM136 88H134V89H136ZM140 88L142 89V87L140 86ZM155 88V87H154ZM134 89H132V93L134 92ZM152 89V88H151ZM218 88H216V90H217ZM118 90V89H117ZM116 90V91H117ZM121 90V89H120ZM124 90V89H123ZM150 90V89H149ZM153 91L152 92H154V90L155 89H152ZM162 90V91H163ZM119 91V90H118ZM127 91H129V89L127 90ZM151 91V90H150ZM121 92V91H120ZM130 91H129V94L131 93ZM148 92V91H147ZM146 92V93H147ZM155 92H156V90H155ZM157 92H159V91H157ZM136 93V92H135ZM138 93V92H137ZM140 93V92H139ZM139 93H138V95H139ZM144 94L145 95V97H143V95H141V94ZM142 93L140 94L141 95V97H143L142 99H143V101H144V99L146 98V97H149V95H151V94H149V93H151V92H149V93H147V94H145L144 93V90H142ZM246 93V94H245ZM118 94V93H117ZM121 94V93H120ZM149 94V95H148ZM135 95V94H134ZM134 95H132L131 94V97H133ZM137 94H136V98L135 97H133L132 99H133V102L135 103V99L137 100L136 101V103H138L139 102V98H140V96H138ZM146 95H148V96H146ZM222 95V96H221ZM161 96V94L159 95V97ZM255 96H257V98H258V100H256L255 98ZM138 97V98H137ZM221 97H222V99H221ZM226 97H227V95H226ZM235 97V96H234ZM124 98V97H123ZM130 98V97H129ZM135 98V99H134ZM238 98V97H237ZM131 99V100H132ZM142 99H141V103L143 104L144 102H142ZM155 99V98H154ZM159 99V98H158ZM226 100H227V98H225ZM146 100V99H145ZM161 100V99H160ZM222 100V101H221ZM247 100V101H246ZM252 100V101H251ZM253 100H254V103H253ZM200 101H204V105H202L201 107L199 106L198 107V105H200V104H198ZM221 101V102H220ZM245 101V102H244ZM249 101V102H248ZM251 101V102H250ZM139 102V103H140ZM201 102V103H202ZM138 103V104H139ZM167 103V104H168ZM222 103V104H221ZM260 103V104H259ZM146 104V103H145ZM198 104V105H197ZM256 104V106H253V105H255ZM132 105V104H131ZM134 105V104H133ZM133 105H132V107H133ZM136 105V104H135ZM166 105V104H165ZM261 105V106H260ZM143 106V105H142ZM145 106V105H144ZM168 106V105H167ZM130 107L131 106H129V109H130ZM240 107V108H239ZM258 107L260 108L261 107V110L259 109L258 110ZM135 109V111H134V109ZM132 109H133V112H125V114H123V115H127V116H131V119H134L135 120V118H141V112H140V110L139 109H137V108H139L138 107V105H137V107L135 108V107H133ZM140 108H142L141 107V105H140ZM168 108H166V109H168ZM246 108H248V110H245ZM250 108V109H249ZM257 108V109H256ZM257 111H258V114H257ZM259 111H260V113H259ZM256 112V113H255ZM6 114V113H5ZM1 115H3V116H1ZM165 115V114H164ZM0 118H3V117H5L4 116V113H2V110H0ZM14 116V115H13ZM126 117V116H125ZM32 118V117H31ZM30 118V116H28V115H25V114H17V115H15V119L16 120H22L23 121V123L25 122H31L32 120H37L38 119V117H36V119L34 118H32L31 119ZM49 118V117H48ZM6 119V118H5ZM31 119V120H30ZM129 119H130V117H129ZM141 119H143V118H141ZM141 119H140V121H141ZM144 119H146L145 117H144ZM173 119V120H174ZM39 120V121H38ZM36 122H38V124H40V126H39V128H38V130H37V143H40V142H43V141H45V140H50V141H52L51 143H53L54 145H57V146H59V149H60V147L61 148H63V150H65V148L67 149V146L68 145H71V144H65L66 143V141H65V143H64V133H63V131H62V129L61 128H54V129H52V127L49 129L48 127L49 126H47L46 125V123L45 124H41V123H39L40 121H41V119H38ZM52 120V119H51ZM137 120V119H136ZM2 121V119L0 120V122ZM49 121V120H48ZM140 121H138V122H140ZM148 121V120H147ZM147 121L145 120V123H147ZM2 122H5V121H2ZM129 122V121H128ZM6 123V122H5ZM18 123H19V121H18ZM20 123H21V121H20ZM27 123V124H28ZM33 123H35L34 121H33ZM32 122H31V125L33 124ZM48 123V122H47ZM56 123V122H55ZM130 123V122H129ZM141 123H143V120H142V122ZM144 123V124H145ZM173 123V122H172ZM27 124H25L26 126H27ZM50 124V123H49ZM143 124V125H144ZM5 125V124H4ZM29 125H30V123H29ZM59 125H61V124H59ZM6 126V125H5ZM37 123H36V128H37ZM57 126V125H56ZM98 126V125H97ZM100 126V125H99ZM3 127V126H2ZM35 127V126H34ZM102 127V126H101ZM183 127V128H184ZM102 128H104V127H102ZM210 128V129H211ZM207 129V130H206ZM86 130V129H85ZM96 130H98V131H100L98 128L96 129ZM128 130H130V129H128ZM124 131V130H123ZM143 131V130H142ZM140 129L139 130H136V132H134V131H132L131 132V130H130V132L129 131H124V133H125V135L127 136V141L125 142V148L124 149H126L125 151L127 152V154H128V156L130 157V156H132V157H134L135 155L137 156V154L139 155V153H149V152H154V150H156V149H158V148H161L163 145H164V147H165V145L167 144H164V142H168V137H167V135H165V133H160V134H158V132L157 131H143L142 132ZM214 131H213V133H214ZM68 132V131H67ZM66 132V133H67ZM211 132H212V130H211ZM210 132V133H211ZM244 132H242L243 134H244ZM93 134V133H92ZM162 134V138L161 139H163V140H160V141H163V143L162 142H160V141H158L157 140V138L156 137H158V135H161ZM202 134V135H203ZM225 134V135H226ZM67 135V134H66ZM65 135V136H66ZM214 135V134H213ZM68 136V135H67ZM70 136V135H69ZM217 136V135H216ZM155 138H156V140L158 141H156L155 140ZM159 138V137H158ZM181 138V137H180ZM180 138H176V142L179 144V145H183V140H181ZM160 139V138H159ZM67 140V139H66ZM193 142L194 143H190L189 142V146L192 148V151L195 153V157L197 156V158H195V159H193L192 160V164L193 165H195V167H199V166H201V164H203L204 162V160L207 158V157H209L210 155H214L215 154V152H217L218 150H214V153L213 154H211L210 152H211V149H212V143L210 142V140L207 138V137H205V136H198V137H194L193 139ZM263 141V140H262ZM46 142V141H45ZM187 142V141H186ZM185 141H184V144L186 143ZM188 143V142H187ZM186 143V144H187ZM163 144V145H162ZM52 145V144H51ZM53 145V146H54ZM158 145H162L161 147L160 146H158ZM52 146V147H53ZM57 146H55L56 148H57ZM163 148V147H162ZM70 148H68V150H69ZM61 150V149H60ZM242 150V149H241ZM245 150V149H244ZM246 151V150H245ZM247 152H249V151H247ZM262 153V152H261ZM215 155H218V152L215 154ZM261 158V157H260ZM185 159H187V158H185ZM237 159V158H236ZM238 160V159H237ZM183 161H184V159H183ZM189 161V160H188ZM220 161V160H219ZM51 162H53V161H51ZM235 162L237 163V161L235 160ZM25 163V162H24ZM189 163H191V161L189 162ZM222 163V162H221ZM221 163H220V166H217V165H219V162H218V164H216V166L215 167H217L216 169H221L220 167H222L221 166ZM52 164V163H51ZM50 164V165H51ZM79 164V163H78ZM78 164H73V167L72 168H70V169H72V170H70L71 172H70V174H67V175H70V177L71 178H69V179H71V181L74 183V184H80L81 183V181L84 179V177H85V172H86V167H85V169H83L84 167H83V165H82V167L80 166V165H78ZM237 164H239V169H240V167H241V165H240V162H239V160H238V163ZM46 165V164H45ZM215 165V164H214ZM44 166V165H43ZM161 166V165H160ZM169 166V165H168ZM56 169H57V171H58V165H57V167L56 166H54ZM53 167V168H54ZM61 167V166H60ZM59 167V168H60ZM63 167V166H62ZM61 167V168H62ZM128 167H130V166H128ZM202 167V166H201ZM214 167V168H215ZM200 168V167H199ZM21 169V168H20ZM19 169V173H16L17 175H16V178H15V180H17L20 184H22V186H24V188L23 189H25V190H23L22 192H19V191H13V190H8V189H6V190H2V191H0V219L1 220H4V219H6V218H8V217H14V218H16V219H18V220H24V221H33L34 223H38V224H40L41 226L38 228V229H36V230H33V231H31V230H28V229H24V230H22L21 231V235L25 238H27L26 240H28V238H30V237H34V240H33V238H30L31 239V241L33 240V241H35V238H36V240H39V242L38 243H36V242H34V244H35V246L37 247V249H36V247L35 246H32V245H34V244H31V245H29V247L30 246H32V247H30V249L31 250H33L32 252L35 254H33L34 255V257H36L37 258V256H39L40 258L42 257V255L43 256H45L44 258H45V263L47 264H51V261L49 262V259H51L52 258V254L54 253L55 255L53 256V259L55 258V256H56V254H57V258H55L56 259V261H57V259H60V257L62 258L61 260H64L65 259V257L67 258V257H69V256H71V255H69L68 253V251H70L69 250V246L71 247V246H73V248L71 247V249L72 250H74V248L75 249H77L78 250V252H79V250L80 249H82V248H80L79 246H80V243H77V242H75V241H73V240H71V241H73V243H74V245H73V243H71L70 242V240H69V237H70V239H71V235L70 234H68V233H66V232H63V231H60V230H56V231H54V230H52L50 227H52V226H55V225H57V226H60V227H63V226H65V223H66V221L62 218V215H63V213H67L68 215H76V214H79V215H82L81 213H83L84 214V216H86V218H87V220H89V221H92L93 220V212L91 211V207H89V206H87V205H85L84 207H80V209H75L74 207H73V205L71 206V205H68V204H64V203H62L61 202V200H57L56 198L54 199L53 198V196L51 197L49 194V191H47L46 189H45V186L47 185L46 183H47V179L49 178V176H51V174L53 173V172H55V170L52 172V170H51V172L52 173H50L49 174V176L48 175H43V177H41L40 179H36V180H32L33 178H31L30 177V175H28L29 174V172L28 173H26V169L25 168H23L24 169V171H21ZM121 169V168H120ZM171 169V168H170ZM242 169V168H241ZM18 170V169H17ZM28 170V169H27ZM59 170H61V169H59ZM63 170V169H62ZM113 170V169H112ZM169 170V169H168ZM16 171V170H15ZM14 171V172H15ZM50 171V170H49ZM125 171H127V170H125ZM125 171H124V173H123V175L125 174ZM144 171V170H143ZM217 171V170H216ZM46 172V171H45ZM61 172V171H60ZM120 172V171H119ZM123 172V171H122ZM142 172V171H141ZM140 172V173H141ZM175 172V171H174ZM58 173H59V171H58ZM69 173V172H68ZM132 173V172H131ZM143 173V172H142ZM15 174V173H14ZM57 174V173H56ZM117 174H120V173H117ZM144 174H146V173H143V174H139V172H138V174L135 176V178L133 179L134 180V184H135V187H133L132 188V186H131V188L129 187H124V188H126V189H124L123 190V195H129L130 196V194L133 192V191H136V188H138L139 186L141 187V189L143 188V187H145L146 185V188H148L149 186L148 185H151V184H149V182L151 181L150 180V178H149V180H147L146 179V177H150L149 176V174H148V176L147 175H144ZM169 174V173H168ZM14 176V175H13ZM29 176V177H28ZM42 176V175H41ZM54 176V175H53ZM115 176V175H114ZM169 176V175H168ZM110 177V176H109ZM118 177V176H117ZM121 177V176H120ZM126 176H124V178H125ZM31 178V179H30ZM86 178V177H85ZM122 178V177H121ZM121 178H120V180H121ZM158 178V177H157ZM50 179V178H49ZM48 179V180H49ZM153 179V178H152ZM165 179H166V177H165ZM156 179H153V181L154 182H156V181H158V180H156ZM16 181V182H17ZM118 181H119V179H118ZM153 181H151V182H153ZM94 182V181H93ZM150 182V183H151ZM152 183V185L150 186V187H152L150 190L151 191H153L152 189H154V192L156 193V196H161L162 194H163V189H161V185H159V184H157V183ZM214 182V181H213ZM83 183V182H82ZM91 183H92V181H91ZM160 183V182H159ZM178 183V182H177ZM180 183V182H179ZM176 184V183H172L173 185H171V188H172V192L171 193H174V196H182L183 197V194L188 190V186L187 185H182L181 183L180 184ZM211 183H212V181H211ZM215 183V182H214ZM260 183V182H259ZM262 183V182H261ZM260 183V184H261ZM19 184V185H20ZM134 184H132V185H134ZM91 185H93V184H89L88 185V187L89 188H91ZM144 185V186H143ZM217 185H218V183H217ZM216 185V186H217ZM222 185V184H221ZM221 185H219L221 188L223 187V186H221ZM264 184H262V186H263ZM21 186V185H20ZM143 186V187H142ZM214 186V185H213ZM78 187V186H77ZM87 187V188H88ZM164 187V186H163ZM162 187V188H163ZM169 187V186H168ZM206 187H208V186H206ZM255 187V186H254ZM135 188V190H132V189H134ZM170 188V187H169ZM168 188V189H169ZM171 188H170V191H171ZM203 188V187H202ZM261 188V187H260ZM86 189V188H85ZM93 189H94V186H93V188H92V191H93ZM168 189L166 188V190L168 191ZM191 189V188H190ZM204 189H205V186H204ZM209 189V188H208ZM262 189V188H261ZM89 190H91V189H89ZM139 191H140V189H138ZM137 190V191H138ZM144 191H145V189H143ZM165 190V191H166ZM207 190V189H206ZM210 190H212V189H210ZM220 190V189H219ZM227 190V189H226ZM264 190V189H263ZM263 190H261L262 192H263ZM88 191V190H87ZM136 191V192H137ZM139 191H138V193H139ZM166 191V192H167ZM170 191H168V192H170ZM195 191V190H194ZM218 191V190H217ZM89 192V191H88ZM91 192V191H90ZM135 192V193H136ZM148 192V191H147ZM206 192V191H205ZM219 192V191H218ZM261 192V194H263ZM49 193V194H48ZM86 193V192H85ZM134 193V192H133ZM135 193L133 194V196L135 195ZM137 193V194H138ZM165 193V192H164ZM202 193H203V191H202ZM220 193V192H219ZM222 193V192H221ZM220 193V194H221ZM225 193V192H224ZM253 193V192H252ZM140 194H142V193H140ZM145 194V193H144ZM52 195V194H51ZM132 195V194H131ZM218 195V194H217ZM223 195V194H222ZM120 196V195H119ZM118 196V197H119ZM126 196V197H127ZM216 196V195H215ZM214 196V198L216 199V197ZM221 196V195H220ZM225 196V195H224ZM138 197H140L141 198V196H138ZM206 197V196H205ZM211 197H212V195H211ZM223 197V196H222ZM22 198V200H20ZM61 198V197H60ZM142 198H143V194H142ZM164 198H165V195H164V197H163V200H164ZM188 198V197H187ZM203 198V197H202ZM221 198V197H220ZM250 198H252V197H250ZM257 198V197H256ZM262 198L264 199V196H262ZM166 199H168V198H166ZM165 199V203H166V201H168V200H166ZM176 199V198H175ZM183 198H181V200H180V198H178L177 200L178 201H183L182 200ZM199 199H200V197H199ZM210 199H212L213 200V197L212 198H210ZM218 199V198H217ZM261 199V198H260ZM135 200H136V198H135ZM139 200V199H138ZM140 200H143V199H140ZM173 200V199H172ZM187 200V202H185L184 203V205H187L188 206V208L189 209H194L195 210V208H196V206H197V203H195V202H193L191 199H186ZM212 200H210V201H212ZM220 200V199H219ZM258 200V202H259V199H257ZM257 200H256V202H257ZM137 201V200H136ZM145 201H147V199H145ZM210 201H209V203H210ZM213 201H216V200H213ZM262 201V200H261ZM135 202V201H134ZM137 202H139V201H137ZM169 202V201H168ZM167 202V203H168ZM220 202V201H219ZM255 202V201H254ZM91 203V202H90ZM95 203V202H94ZM143 203H144V201H143ZM163 203H164V201H163ZM167 203L165 204V207H167ZM173 203V201L172 202H170V204L171 205H174V204H172ZM180 203H182V202H180ZM216 202H214L212 205L214 206V204H215ZM262 203V202H261ZM154 204V203H153ZM199 204H200V202H199ZM211 204V203H210ZM209 204V205H210ZM141 205V204H140ZM145 205V204H144ZM160 205V204H159ZM133 206V205H132ZM146 206V205H145ZM259 206H261L260 204H259ZM161 207V206H160ZM168 207H169V204H168ZM167 207V209H169ZM172 207V206H171ZM176 207H177V205H176ZM256 207H257V205H256ZM262 207V206H261ZM78 208V207H77ZM93 209H94V207H92ZM183 207H181V209H182ZM214 208H216V206L214 207ZM141 209V208H140ZM171 209V208H170ZM174 209V208H173ZM178 209V208H177ZM177 209H174V210H177ZM180 209V208H179ZM179 209L177 210V211H179ZM197 209V208H196ZM210 209V208H209ZM172 210V209H171ZM200 210V209H199ZM211 211H212V209H210ZM209 210V211H210ZM260 210V209H259ZM262 211V210H261ZM180 212V211H179ZM181 212H185V211H181ZM191 212L193 213H195V212H199L198 210H195V211H192L191 210ZM190 212V213H191ZM202 212V211H201ZM258 212H260V211H258ZM263 212V211H262ZM261 213V212H260ZM130 215H128V214H126V217H130V216H132V214L131 213H129ZM197 214H199V213H197ZM206 214V213H205ZM258 216H260V215H258ZM95 217V216H94ZM177 217V216H176ZM264 217V216H263ZM132 218V217H131ZM183 218V217H182ZM128 219V218H127ZM176 219H179L178 217L176 218ZM129 220H132V219H130L129 218ZM180 220V219H179ZM178 220V221H179ZM182 220V219H181ZM184 220V219H183ZM263 220V219H262ZM177 221V220H176ZM258 221V220H257ZM174 222H175V220H174ZM180 222V221H179ZM183 223H185V222H183ZM262 223H264V222H262ZM181 224V223H180ZM177 225V224H176ZM251 227V226H250ZM250 227H247V228H249L250 229ZM174 229V228H173ZM252 229H254V228H252ZM251 229V230H252ZM255 230L257 231V229L255 228ZM261 230V229H260ZM262 231L264 232V230L262 229ZM177 232V231H176ZM188 232V231H187ZM192 232V231H191ZM18 233V232H17ZM178 233V232H177ZM199 233V232H198ZM19 234V233H18ZM256 234H262V232L261 231H259V232H256ZM248 235H250V233L248 234ZM254 235V234H253ZM252 235V236H253ZM259 235V236H260ZM15 236H17L16 235V232H15V230H12V231H8L6 228H5V226H3V225H1L0 224V251H1V254L2 255H4V256H2L1 257V259L2 258H4V259H2V261L0 260V263L1 262H3L4 260H6V262H4L5 264H14V262H15V264H17L16 262H17V258H19L20 257V255L23 253V255H21V261L23 262V261H25L24 263L26 264H31V262H33V261H31V260H33L32 259V257L33 256H29V257H31L30 258V261L31 262H29V261H26L28 258L25 256V254L28 256V254L27 253H25V251L26 252H28L27 250H29L28 249V247H23V250L24 251H21V254H18V256L19 257H17L16 256V251L17 250H15V248H13L14 247V245L12 246V244H13V238L15 237ZM198 236V235H197ZM201 236V235H200ZM202 236H204V235H202ZM251 236V235H250ZM255 237H257L256 235H254ZM261 236H264V235H261ZM37 237H39L38 239H37ZM68 237V238H67ZM212 237V236H211ZM64 238H67V239H64ZM188 238V237H187ZM193 238V237H192ZM262 238V237H261ZM72 239H74V238H72ZM64 240V241H63ZM67 240V241H66ZM173 240V239H172ZM183 240V239H182ZM12 241V242H11ZM30 240H28V242H29ZM66 241V242H65ZM69 241V243H67ZM27 242V243H28ZM182 242V241H181ZM187 242V241H186ZM70 243H71V245H70ZM75 243H77V244H79L78 245V247H79V249H78V247H77V245H76V247H74L75 246ZM87 243V242H86ZM183 243V242H182ZM188 243V242H187ZM209 243H210V240H209ZM213 243H214V241H213ZM262 243L264 244V239H263V241H262ZM83 244H85V243H83ZM88 244V243H87ZM188 245V244H187ZM195 245V244H194ZM26 246H28V245H26ZM39 246V247H38ZM12 248L14 249V255L17 257L16 258V261L14 260V262H13V259H15V256L12 254V252H13V250H12ZM34 248V249H33ZM40 248V249H39ZM25 249H27V250H25ZM43 250V251H45V252H41V253H45V255L44 254H40V251L39 250ZM108 249H110V247L108 248ZM11 252H10V251ZM38 251V253H39V255H38V253H37V251ZM46 250H47V252L48 253H50L51 251L53 252H51V258H50V254H49V256L48 255H46ZM68 250V251H67ZM77 250H74L75 252H77ZM111 250V249H110ZM262 250V249H261ZM3 251H5V252H3ZM6 251H8L12 256H9L8 257V255L7 254H9L8 252H7V254H6ZM20 251V250H19ZM18 251V252H19ZM36 251V252H35ZM108 251V250H107ZM3 252V253H2ZM57 252V253H56ZM62 253V254H64V256L62 255V254H59V253ZM67 253L68 255L66 256V254L65 253ZM75 252L73 253V254H75ZM110 252V251H109ZM181 253H180V256H181V258L183 259V262H186V263H193V264H211V263H214V262H216V264L220 261V256L221 255H219L218 253H216V252H213V251H206V250H202V249H194V248H189V247H185V248H183V249H181V251H180ZM230 252V251H229ZM5 253V254H4ZM20 253V252H19ZM70 253H71V251H70ZM71 253V254H72ZM104 253H106V252H104ZM206 253V254H205ZM263 253H264V251H263ZM0 254V255H1ZM9 254V255H10ZM36 254H37V256H36ZM59 254V255H58ZM108 254V253H107ZM106 254V255H107ZM5 255H7V256H5ZM32 255V254H31ZM102 255H104V254H102ZM264 255V254H263ZM23 256H24V258H23ZM46 256H47V258H46ZM74 256H76V255H74ZM73 255L71 256V257H73V259H75V257H74ZM12 257H14L13 259H12ZM25 257L27 258V259H25ZM33 257V258H34ZM39 257L36 259H34L35 261L36 260H40V261H43L44 260V258H43V260L42 259H39ZM71 257H69V258H67V259H65L64 261H68V263H67V261L66 262H64V261H62V263L61 264H71L72 263V261H74V263L75 264H77V261H79L78 260V258H77V256H76V261L75 260H72V258ZM105 257V256H104ZM23 258V259H22ZM49 258V259H48ZM71 258V259H70ZM106 258V257H105ZM104 258V259H105ZM221 258H222V256H221ZM12 259V260H11ZM54 259V260H55ZM69 259H70V261H69ZM98 259V258H97ZM97 259H96V263H97ZM249 259V260H248ZM253 259V258H252ZM257 259V258H256ZM9 260V262H7ZM29 260V259H28ZM46 260H48L47 262H46ZM52 260V259H51ZM54 260H52V261H54ZM217 260H219L218 262H217ZM222 260V259H221ZM223 260H224V257H223ZM233 261H235V260H237V259H232ZM232 260H228V261H232ZM255 260V259H254ZM10 261H11V263H10ZM20 261V262H21ZM56 261H54V264H55V262ZM57 261V262H58ZM99 261V260H98ZM106 261H107V259H106ZM225 261V260H224ZM224 261H221L222 263L221 264H224L223 262ZM232 261V263L233 264H235L236 263V261H235V263ZM238 261V260H237ZM245 261V262H244ZM242 260V261H238L239 263L240 262H242V263H240V264H243V262H244V264H247L246 263V260ZM247 261L248 262H250V263H248V264H251L252 263V260L250 259V258H247ZM261 261V262H260ZM260 261H258V260H256V261H253V264H254V262H255V264L258 262L259 264H264V258H262V260H260ZM20 263V264H24V263ZM64 262V263H63ZM81 262V261H80ZM80 262H78L79 264H82V262L80 263ZM3 263V264H4ZM59 263V264H60ZM100 263V262H99ZM98 263V264H99ZM220 263V262H219ZM218 263V264H219ZM225 263L226 264H230L231 262H226L225 261ZM231 263V264H232ZM257 263V264H258ZM18 264H19V261H18ZM58 264V263H57ZM73 264V263H72ZM104 264V263H103ZM215 264V263H214Z\"/></svg>",
  "mask_w": 264,
  "mask_h": 264
},
{
  "label": "crops",
  "instance_id": "obj_3",
  "mask_svg": "<svg viewBox=\"0 0 264 264\" xmlns=\"http://www.w3.org/2000/svg\"><path fill=\"white\" fill-rule=\"evenodd\" d=\"M133 5L137 6V2H135V4ZM131 8V6H128L126 8L123 7L121 11H119L117 18L111 21V24L121 27L120 30H116L114 32L116 38L117 35H120L122 30L124 32L126 28L137 29L144 33L148 32L146 31L147 29H157V36L159 38L166 37V34L168 32V27L166 25L161 28L160 26H155L145 21L146 19H150L149 13L143 16L145 22L140 21L138 20V14L135 15L132 12ZM127 14H129V19L134 20L124 19L123 16H126ZM161 18L162 20L166 18L163 13L161 15ZM149 41L150 40L146 37V43H149ZM121 46L127 53H135L137 50L136 44H125ZM150 51L151 50H147L146 52H144L142 58L155 53ZM25 82L26 81L24 73L17 66L13 55L0 53V87L6 85L10 88V92L24 91ZM229 152L232 157L237 158L240 162L241 167L238 174L241 182L256 184L264 179V142L249 143V141L246 140L234 139L229 145ZM176 216L180 220L176 219ZM196 217L198 218L197 220L194 219ZM251 217H253L252 207ZM158 223L159 229L157 231V238L160 243L177 247H189L202 250L217 249L220 245V237L224 235L226 227V221L220 218L197 214L188 215L182 218L170 211L161 212L158 216ZM255 224L259 225L260 223L256 222Z\"/></svg>",
  "mask_w": 264,
  "mask_h": 264
}]
</instances>
